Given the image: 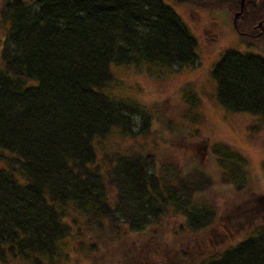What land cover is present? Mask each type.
<instances>
[{"label": "trees", "instance_id": "trees-1", "mask_svg": "<svg viewBox=\"0 0 264 264\" xmlns=\"http://www.w3.org/2000/svg\"><path fill=\"white\" fill-rule=\"evenodd\" d=\"M218 2L241 8V0ZM0 6V260L44 264L62 255L60 241L74 234L94 264H264L259 211L233 208L236 225L249 227L242 238L227 228L213 233L218 198L250 188L247 155L216 142L204 162L189 139L200 105L190 88L181 121L158 116L154 136L151 114L121 92L114 73L130 66L158 78L199 62L198 40L171 5L5 0ZM261 13L264 0H246L237 18L242 38ZM212 76L221 105L264 122V56L227 48ZM133 114L144 128L132 130ZM181 146L196 150L182 156ZM261 168L264 177V161ZM138 245L146 248L139 263Z\"/></svg>", "mask_w": 264, "mask_h": 264}, {"label": "rangeland", "instance_id": "rangeland-1", "mask_svg": "<svg viewBox=\"0 0 264 264\" xmlns=\"http://www.w3.org/2000/svg\"><path fill=\"white\" fill-rule=\"evenodd\" d=\"M4 1L0 0V5ZM165 2L182 16L181 18L197 38L199 62L187 69H166L168 73L161 74L158 78L143 75L136 72L135 67L130 66H123L114 73H116L119 83L123 84L121 92L134 95L151 114L154 136L160 134V126H162L158 116L163 121H181V117L187 112L183 92L186 88H190L196 91L200 97V105L196 111L199 113L196 116L198 123L196 126L189 127L196 136L189 139L197 142L198 153L204 162L211 160L209 153L216 142L238 147L247 155L250 164V188L242 194L225 191L224 196L218 198V223L214 227L217 228L216 232H213L215 234L222 233V230L227 228L232 230L228 234L236 232L237 238H242L245 235L243 232H247L249 227L246 222L236 225L238 221H233L232 212L238 209L233 208L257 210L259 213L256 214V217H260L259 214H262V218H264V177L261 170L264 161V122H261V118L253 114L233 112L221 105L217 96V85L212 76V68L227 48L264 56V34L259 35L264 31V24L263 28H259L257 24L264 19V13H261L260 19L247 22L244 29L247 36L242 38L237 30V21L235 23V13L241 8L235 10L228 7L227 3H220L218 0H195V2H185L184 4L175 0H165ZM2 26L3 24L0 22V36L4 34ZM128 121L133 131L144 128L141 116L133 114ZM258 124L261 126L256 129ZM146 141L149 145L154 142V139L148 136ZM193 148L196 150L194 146L190 148L181 146L179 150L183 156L186 153L189 154ZM175 158L183 161L178 155ZM248 195L251 198L249 201L247 200ZM234 225L236 226L233 227ZM218 238L221 239L220 234ZM76 240L74 234L62 239L60 241L62 255L54 259L43 258L44 264H94L89 258L86 242ZM144 247L140 248L138 245L139 256L136 258L138 263L142 258L140 254L146 250ZM0 264L25 263L0 260Z\"/></svg>", "mask_w": 264, "mask_h": 264}, {"label": "water", "instance_id": "water-1", "mask_svg": "<svg viewBox=\"0 0 264 264\" xmlns=\"http://www.w3.org/2000/svg\"><path fill=\"white\" fill-rule=\"evenodd\" d=\"M245 2H246V0H241V9H240V11H238L237 13H235V23H236V21H237V18L240 16V14L243 13V10H244V7H245ZM257 24H258V27L263 28L264 19L261 20V21H260L259 23H257Z\"/></svg>", "mask_w": 264, "mask_h": 264}]
</instances>
